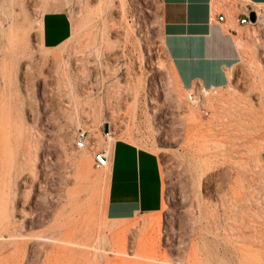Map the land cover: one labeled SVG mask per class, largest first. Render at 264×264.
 I'll use <instances>...</instances> for the list:
<instances>
[{
    "label": "rangeland",
    "instance_id": "374dc122",
    "mask_svg": "<svg viewBox=\"0 0 264 264\" xmlns=\"http://www.w3.org/2000/svg\"><path fill=\"white\" fill-rule=\"evenodd\" d=\"M126 1L125 7L120 0L105 3L111 12L110 39L118 46L119 53V58L110 61V64L122 68L118 76L122 88L132 87L140 81V94L137 108L133 112V95L125 92L120 96L114 94L112 85L115 79H109L97 87L93 74L90 79V84L95 87L93 97L100 99L107 112L110 108L117 114V119H111L105 113L110 124L102 119L94 124L96 133L102 138L99 141L92 137L89 129L92 122L83 105L85 93L77 88L81 104L78 110L73 109L69 90L59 83L55 75L56 63L43 60L45 50L41 49L36 27L41 14L49 10L65 9L72 23L74 19L79 20L81 2L49 0L46 3L44 0H26L30 23L25 28L29 47L34 54L32 60L21 64L15 80L10 77L11 111L16 119L22 120L32 130L38 151L33 172L26 171L17 179L13 196L14 210L18 213L22 210V214L27 216L32 214L35 224L28 226L27 233L33 235L51 236L50 230L53 232L52 227L59 221L62 220L70 228L84 215H89L97 226L115 227L116 234L125 236L128 244L121 253L111 251L108 247L104 249L110 264H189L191 254L197 253V250L201 254L209 239V218H206L209 209L204 207L205 214L200 218L198 201L206 205H218L219 200L214 199L218 190L209 188L204 177L198 200L193 185L195 176L189 170L188 158L197 155L203 160L215 161L218 158L216 152H202L206 146H239L241 151L238 154L226 156L228 164L225 170L240 164L241 180L237 183L229 182L223 173L219 175L224 183L221 186L222 192L229 188L240 191L244 195V206L235 207L227 215L218 211L214 221L219 231L223 228L232 241H237L239 245L246 241L244 247L258 254L264 264V29L258 28L257 40L250 36L252 25L240 30L239 41L244 56L234 70L228 87L217 90L215 94L210 92L209 96L203 94L200 97V93L196 92L200 97L197 110L203 124L197 127L186 124L183 119L185 108H192L193 105L186 98L187 92L177 89L171 77L162 41L159 0ZM89 4L92 8L99 5L97 0H91ZM3 5V0H0V22L6 24L1 11ZM259 11L264 14V7ZM92 31L95 32L94 29ZM84 35L85 30L79 29L76 35L71 36L68 44L70 54L63 57L64 62L69 59L72 74L80 71V57L75 56L74 50L81 46ZM89 57L92 63H97L94 55L90 54ZM177 96L181 98L182 107H178L173 100ZM210 97L227 104L223 106L219 100H214L212 109L207 101ZM221 107L226 112L235 113L236 117L214 119L216 110H221ZM105 124L108 126L107 133L104 132ZM110 129L112 132L107 137ZM79 130L88 133L87 146L82 149H76L74 145ZM125 130H131L133 141L124 137ZM115 139H126L148 150L153 144L160 148L157 154L159 164L160 167L165 166L168 177L164 182L161 175L166 205L162 206L159 213L138 215L128 221H109L103 212L105 179L84 182L76 178L75 167L69 158L77 151L86 150L90 168L95 172L93 152L102 150ZM250 148H256V151L246 150ZM258 150L259 161L256 160ZM220 171L222 168L217 173ZM235 174L233 178H236ZM77 189L80 190L78 204L84 207L79 212L72 210V203L68 199L69 193ZM158 217L162 221L160 226L155 224L150 227L146 224L147 219ZM107 228L104 231L107 236H111L112 232L109 233ZM141 238L145 239V244L138 248L137 243ZM30 261L38 264L35 257ZM101 263L104 264V261L101 260Z\"/></svg>",
    "mask_w": 264,
    "mask_h": 264
},
{
    "label": "bare ground",
    "instance_id": "6f19581e",
    "mask_svg": "<svg viewBox=\"0 0 264 264\" xmlns=\"http://www.w3.org/2000/svg\"><path fill=\"white\" fill-rule=\"evenodd\" d=\"M79 1L81 2L80 5H82V13L80 14L81 17L79 20H73L72 35H76L79 29L85 30L81 46L74 50L75 56L80 57V71L72 74L69 59L64 62L63 57L65 54H70V46L68 44L71 38L58 49H44L42 44L41 49L45 50L43 54L44 61L48 60V62L56 63L57 69L55 75L59 83H62V86L69 90V97L72 100L71 106L73 109L78 110L81 104L77 88H80L85 93L83 105L88 110L92 122L89 128L91 135L97 140L102 141V138H100L94 129V124L99 119L104 120L108 124L110 122L105 117V113L107 112L105 105L100 99L97 100L93 97L95 87L90 84V79H92L93 74H95L97 87L109 79H115L112 85L114 94L120 96L125 92L133 95L135 100L132 106L133 112L137 108L141 82L139 81L132 87L127 86L122 88L119 81L120 78L118 77L122 68L110 64V61H115L119 58L118 46L110 39L109 21L111 12L106 4L110 3L111 0H97L99 5L95 8L90 6L89 3L91 0ZM246 1L240 0V5L244 6ZM3 2L4 5L1 7V11L6 19V24H2V21L0 22V264H33L30 261L32 257L37 259L38 264H100L101 260L104 261V264H110L111 262L104 254V249L108 247L111 251L121 253L125 251L128 244L125 236L120 237L116 234L115 227L107 228L104 225L97 226L89 215H84L79 219V222H74L70 228L62 220L59 221L54 228L52 227L54 229L53 232L50 230L52 235L50 232L49 235L51 236H48V234L33 235L27 233L28 226H34L35 224V220L32 219V214H28L29 216H27V214H22V210H19V213L14 210L13 196L17 185L16 182H18L17 179L21 178L26 171L28 173L33 172L34 163L37 161L38 150L36 148L37 140H34L32 137V130L22 120L16 119V116L11 111L12 80L10 77H13L15 80L21 64L25 61L29 62L32 60L34 53L29 47L28 33L25 28L26 24L30 23L26 0H3ZM44 2L46 1L44 0ZM120 2L123 7L127 4L126 0H120ZM233 5L235 6L236 4L233 3ZM261 7V5H254L257 19L256 24H251L253 29L251 28L250 36L256 40L258 28L261 27L264 29V14L259 11ZM41 16L43 17L42 14ZM42 17L36 22L39 39L42 36ZM254 25H257V27L254 28ZM93 29L95 32L92 31ZM90 54L95 56L97 63L91 62ZM141 55L143 56L142 50ZM171 77L177 89L187 92L186 98L193 105L192 108H185L183 116L184 122L197 127L203 126L201 116L197 110L199 101L197 104L192 101V91L182 88L172 70ZM217 90L206 89L204 96H209L210 92L215 94ZM173 100L178 107H182L181 98L177 96ZM214 100H219L223 106L227 104L225 101L210 97L207 101L212 109L214 108ZM220 109L216 110L213 116L214 119L228 118L229 116L231 118L236 117L235 113L226 112L223 107ZM107 113L111 119H117V114L110 108ZM111 132L110 129L109 133L106 134L107 137L110 136ZM123 134L126 139L133 141L131 130H125ZM109 141H111V138ZM150 150L154 154L160 152V148L156 144H153ZM246 150L256 151V148ZM240 151L239 146L233 145L231 147L224 144L210 147L206 146L202 152L205 154L206 152L209 154L216 152L217 160H203L200 156L196 157L197 155L195 153L193 154L196 156L193 155L191 158H188L189 170L195 176V183L193 185L196 187L198 200L203 187H201L203 177L207 180L206 182H208L209 188L218 190V194L214 199L219 200L218 205H206L202 201H198L197 209L200 218L204 213L203 208L206 207L209 209L208 216L206 215V218H209L207 223L209 224V230H207L209 239L207 245L205 244V250L202 251L203 254H199L198 250L197 253H192L189 264H200L202 262H205V264H262L261 257L258 254L244 247L246 241H242V245H239L237 241H232L224 232L225 230L223 228L219 231L214 221L215 216L218 215V211H221L223 215H227V212L232 211L235 207L243 208L244 206V195L240 191L233 190L229 187V190L226 189L222 192L221 186L223 181L220 179V173H223L229 178V182L237 183L238 180H241L240 174L242 171L240 170V164L233 166L230 170H225V165L228 164L226 156L228 154H238ZM259 152L258 150V153H256L257 161L260 158ZM69 162L75 167L76 178L81 181L106 180L108 166L98 172L92 171L86 150L77 151L76 154H73L69 158ZM221 168L222 171L217 173V170ZM160 170L163 180L166 182L168 175L165 166L161 165ZM234 173H236V178H233ZM226 180L228 181L227 178ZM79 192L80 190L78 189L70 192L68 198L69 203H72V210L76 212L84 208L83 205L78 204L77 197ZM250 198L252 197L250 196ZM165 205L166 197L162 200V206ZM161 222V217L150 218L147 219L146 224L153 227L155 224L160 226ZM106 228L109 233L112 232L111 236H107V233L104 231ZM143 244H145V239L141 238L137 243V247L139 248ZM121 260L126 261L124 259Z\"/></svg>",
    "mask_w": 264,
    "mask_h": 264
},
{
    "label": "crops",
    "instance_id": "0c3cea01",
    "mask_svg": "<svg viewBox=\"0 0 264 264\" xmlns=\"http://www.w3.org/2000/svg\"><path fill=\"white\" fill-rule=\"evenodd\" d=\"M221 1L227 2L226 6ZM159 3L164 51L182 88L228 87L244 56L239 32L245 26L239 19L244 9L263 7L264 0H247L244 6L239 5L240 0ZM221 14L224 19L219 21ZM42 18L40 42L44 49H58L71 38L72 20L67 10H49ZM103 150L109 161L103 209L106 219L128 221L159 213L163 186L157 154L124 139H115Z\"/></svg>",
    "mask_w": 264,
    "mask_h": 264
},
{
    "label": "built area",
    "instance_id": "2783aa9c",
    "mask_svg": "<svg viewBox=\"0 0 264 264\" xmlns=\"http://www.w3.org/2000/svg\"><path fill=\"white\" fill-rule=\"evenodd\" d=\"M221 3H223L225 6L227 4V2H223V1H221ZM251 11H254V9H247V10L244 9V12L241 15V18L239 19L240 25L248 26V25L253 24L249 19V13ZM223 19H224V15L223 14L219 15L218 20L222 21ZM205 90H206V88L200 87V86L194 88L193 92L191 94L192 101L196 102V104H197L200 97L203 96ZM207 90H209V89H207ZM196 92L200 93V97L196 94ZM87 143H88L87 131L79 130L76 137H75V142H74L76 149H82V148L86 147ZM92 160H93V169L95 171H101L104 168H106L109 164L107 153L103 149L98 150V151H94L92 154Z\"/></svg>",
    "mask_w": 264,
    "mask_h": 264
},
{
    "label": "water",
    "instance_id": "95a60500",
    "mask_svg": "<svg viewBox=\"0 0 264 264\" xmlns=\"http://www.w3.org/2000/svg\"><path fill=\"white\" fill-rule=\"evenodd\" d=\"M249 19H250V21H251L252 23H255V22H256L257 17H256V13H255L254 11H251V12L249 13ZM104 132H105V133L108 132V126H107L106 124L104 125Z\"/></svg>",
    "mask_w": 264,
    "mask_h": 264
}]
</instances>
